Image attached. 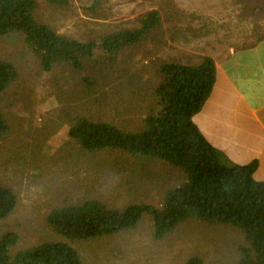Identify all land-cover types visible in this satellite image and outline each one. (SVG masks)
Instances as JSON below:
<instances>
[{
	"label": "rangeland",
	"instance_id": "1",
	"mask_svg": "<svg viewBox=\"0 0 264 264\" xmlns=\"http://www.w3.org/2000/svg\"><path fill=\"white\" fill-rule=\"evenodd\" d=\"M242 1L69 0L55 7L37 0L40 24L80 42L94 41L93 58L82 59L81 70L58 64L45 72L22 35L0 37V60L18 72L17 80L0 94V114L7 125L0 139V187L17 197L15 209L0 220V236L15 234V251L59 242L75 249L83 264H186L191 256L203 264H236L242 238L232 227L187 219L156 239L151 219L144 216L127 231L69 240L45 219L54 208L89 199L119 210L140 203L157 206L166 189L183 181L178 170L164 163L133 160L117 150L84 152L69 139L68 130L76 117H84L139 131L156 103L160 66L197 63L206 41H212L213 34L205 33L233 30L230 24L242 13ZM152 11L161 21L156 29L112 60L99 61L106 55L101 49L104 35L137 27Z\"/></svg>",
	"mask_w": 264,
	"mask_h": 264
},
{
	"label": "trees",
	"instance_id": "2",
	"mask_svg": "<svg viewBox=\"0 0 264 264\" xmlns=\"http://www.w3.org/2000/svg\"><path fill=\"white\" fill-rule=\"evenodd\" d=\"M45 1L55 7L69 2ZM262 3L264 6V0ZM36 7L37 0H0V37L22 35L45 72L58 64L81 70L82 59L93 58L94 41L80 42L40 24L35 18ZM160 22L158 12L152 11L140 18L139 26L104 35L101 49L106 55L99 61L112 60L122 48L138 44ZM159 75L154 90L156 103L139 131L128 132L110 123L76 117L68 137L87 153L117 150L133 160L164 163L178 170L183 181L166 189L157 206L140 203L119 210L89 199L54 208L46 216L47 225L66 239L90 240L132 229L148 216L154 237L161 239L191 219L237 229L242 244L236 264H264V182L253 178L256 163H229L193 123L215 82L213 60L204 56L196 65L166 62L160 66ZM17 78L15 66L0 60V94ZM6 131L0 114V139ZM16 204L14 191L0 187V220L8 218ZM17 244L13 233L0 236V264H83L77 251L64 243L46 242L15 251ZM186 264L203 262L191 256Z\"/></svg>",
	"mask_w": 264,
	"mask_h": 264
},
{
	"label": "crops",
	"instance_id": "3",
	"mask_svg": "<svg viewBox=\"0 0 264 264\" xmlns=\"http://www.w3.org/2000/svg\"><path fill=\"white\" fill-rule=\"evenodd\" d=\"M263 2V0H261ZM246 0L233 30L206 41L204 56L215 66L209 98L193 123L229 163H256L254 180L264 182V6ZM214 39V40H213ZM216 42V43H214ZM200 60L194 65L199 64ZM185 63V62H184ZM188 64V63H186Z\"/></svg>",
	"mask_w": 264,
	"mask_h": 264
}]
</instances>
